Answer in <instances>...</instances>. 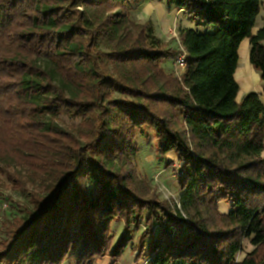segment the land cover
<instances>
[{
  "label": "trees",
  "instance_id": "1",
  "mask_svg": "<svg viewBox=\"0 0 264 264\" xmlns=\"http://www.w3.org/2000/svg\"><path fill=\"white\" fill-rule=\"evenodd\" d=\"M164 1L196 25L179 31L178 78L162 67L176 52L131 20V0H0V197L5 182L30 200L4 198L16 213L0 263H116L130 248L136 263L264 264V104L235 78L250 39L264 81L262 2ZM145 130L180 163L177 202L136 176Z\"/></svg>",
  "mask_w": 264,
  "mask_h": 264
},
{
  "label": "rangeland",
  "instance_id": "2",
  "mask_svg": "<svg viewBox=\"0 0 264 264\" xmlns=\"http://www.w3.org/2000/svg\"><path fill=\"white\" fill-rule=\"evenodd\" d=\"M131 1L133 3L136 2V0ZM261 2L262 10L259 17L257 18L259 25H261V18L264 17V0H261ZM164 9L167 12V15L165 17L162 15L165 12ZM167 17L169 18V23H167ZM131 20L139 23L148 21V23L151 24V26L154 28L155 36L168 41V46L173 48L176 54L172 59L166 60L165 63H163L162 67L166 68V72H175L174 74L177 76V78L180 77L179 69H177V67L175 66L177 55L179 56L180 54H183L182 50L180 49L179 31L187 26L196 27L195 23H192V21L189 20L184 13L178 11L177 9H169L164 0H147L145 2L134 3ZM164 23H166V25ZM162 25H164V27H162ZM242 47L243 46L241 44L239 48V50H241V56H243ZM257 72L259 73V71ZM236 79L238 80V83L242 88L241 90L243 91L242 86L244 79L240 78L239 76ZM58 122L63 127L77 124L67 117L60 119ZM136 144L139 148V155L133 161V164L137 171V178H139L143 183H146L147 188L144 187V191H148L147 194L149 195L155 193L162 200H171L177 202L179 199L180 191L177 178L180 175L179 171L181 168L178 160L171 155L166 156V158L160 156L158 152V139H156V136L152 131L145 130L143 134H138L136 138ZM26 178L27 177H25V179ZM137 181L139 180L136 179L135 182ZM26 186H28V188L31 190L39 192H43L44 189V186H42V183L40 181L34 183L29 180L27 181ZM1 189L4 198L12 194L13 199L20 202L21 204L30 202L29 197L26 193L16 194L15 192H12L10 187H7V184L5 182L2 183ZM4 198L0 197V239L4 238V233H6L8 222L11 219V212L16 213L15 211L10 210L11 208L9 206V201H6ZM113 227L114 241H116L121 237L124 226L122 222H115L113 224ZM144 229L145 226L142 225L141 227L136 228L132 231L130 237L133 239L134 243H137L136 240L139 237V234L144 231ZM251 250L252 246L249 244V242H246L244 251L248 252ZM136 256V252L130 250V248H127L124 253L123 259L119 262L115 263L112 258L110 259L109 257H106L104 260L98 261L97 264H147L146 260H141L139 263H136ZM243 256L244 255L241 254L240 260ZM75 263V259L70 256V258H68V260H66L63 264ZM0 264L6 263L3 262Z\"/></svg>",
  "mask_w": 264,
  "mask_h": 264
},
{
  "label": "crops",
  "instance_id": "3",
  "mask_svg": "<svg viewBox=\"0 0 264 264\" xmlns=\"http://www.w3.org/2000/svg\"><path fill=\"white\" fill-rule=\"evenodd\" d=\"M165 11V9H164ZM173 11V10H172ZM182 12V11H180ZM183 13V12H182ZM164 17L167 15V12L165 11L162 14ZM167 20L169 23V18L167 17ZM166 25V23H164ZM264 25V17L261 18V25L258 24V21L256 23V26L253 30V34H256V32L261 29ZM164 27V25H162ZM185 28H191L189 26ZM165 32V30H164ZM242 50H243V56H241V50L239 52V62H238V68L235 73L236 78L238 76L240 78H243V91L241 90L240 86V91H239V96L242 98L243 96L250 94V92L258 93L260 95L261 101L264 104V82H262V79L259 76V73L257 70L253 67V65L250 63V47H251V41L245 40L242 43ZM246 93V94H244Z\"/></svg>",
  "mask_w": 264,
  "mask_h": 264
},
{
  "label": "built area",
  "instance_id": "4",
  "mask_svg": "<svg viewBox=\"0 0 264 264\" xmlns=\"http://www.w3.org/2000/svg\"><path fill=\"white\" fill-rule=\"evenodd\" d=\"M175 66L177 67V69H179V76H182L186 69V57L184 54H180L179 56H177Z\"/></svg>",
  "mask_w": 264,
  "mask_h": 264
}]
</instances>
